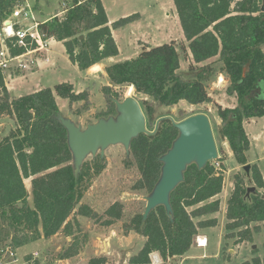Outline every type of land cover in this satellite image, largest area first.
<instances>
[{
	"label": "trees",
	"instance_id": "16d2710c",
	"mask_svg": "<svg viewBox=\"0 0 264 264\" xmlns=\"http://www.w3.org/2000/svg\"><path fill=\"white\" fill-rule=\"evenodd\" d=\"M172 1L187 43V48H182L189 51L193 61L187 73L179 72L180 47L173 40L142 45L135 57L106 66L105 73L109 83L132 86L162 105H174L181 100L197 105L212 102L205 81L213 71V61L220 63L219 72L229 81L225 92L234 95L237 104L222 107L215 103L220 119L217 133L227 142L236 163L242 167L248 164V170H244L247 181L255 187L248 193L250 186H246L244 178L238 173L234 175L226 205L228 222L224 237L233 239L234 244L251 242L253 233L261 230L259 223H264V192L258 191L264 180L257 164L248 163L249 139L244 122L264 116V12L260 10L263 0ZM20 2L0 0V22ZM65 5L62 17L42 20L37 29L44 38L62 42L69 61L79 70L116 56L119 49L112 29L139 18L138 13H133L109 24L101 0H68ZM5 43L12 56L35 48L29 39L26 46H18L14 38ZM214 57L215 60L206 62ZM102 90L108 107L97 118L114 114L112 99H118L110 85ZM56 96L72 103L86 100L87 94L75 92L71 83L61 82L52 88L11 97L0 69V114L15 120V128L0 136V261L5 247L14 250L59 232L71 240L57 257L71 258L87 239L85 233L81 234L76 216L101 220L106 226L122 218L123 206L119 202L104 211V220L81 202L92 176L104 169V160L97 155L92 166L84 162L78 176L74 175L66 131L55 118L60 112ZM142 103L150 124L155 119L154 108L147 99ZM176 136L177 130L170 120L163 119L153 134H140L132 140L130 158L124 160V166H133L139 173L133 190H152L160 175L159 157ZM222 168L221 164L216 168L211 162L201 170L195 164L189 165L184 181L170 195L171 217L159 206L145 221L139 212L124 222L125 233L133 231L145 237L141 249L126 264H151L152 252H157L163 262L182 256L199 229L215 226L216 217L200 218L219 211L220 201L215 196L223 188ZM25 179H30L29 191ZM90 264H107L106 258H93ZM253 264L261 261L255 258Z\"/></svg>",
	"mask_w": 264,
	"mask_h": 264
},
{
	"label": "rangeland",
	"instance_id": "374dc122",
	"mask_svg": "<svg viewBox=\"0 0 264 264\" xmlns=\"http://www.w3.org/2000/svg\"><path fill=\"white\" fill-rule=\"evenodd\" d=\"M24 1V0H22ZM33 7L38 19L42 21L50 15H54L67 7L68 0H27ZM105 8L108 18L116 20L120 17L138 13L139 19L133 25H126L115 30L116 35H120L117 42L118 48L121 50L118 60L124 58L130 59L134 57L142 47L149 43L161 44L175 39L179 44L180 51V68L181 74H186L188 65L193 62L188 50L184 51L182 46L187 48L185 41H178L179 37L183 38L177 18L176 9L172 0H101ZM39 11H43L44 16L39 15ZM174 25H176L177 33H174ZM146 41V42H145ZM264 50V46H263ZM40 52V51H39ZM38 54V52H37ZM34 55V53H33ZM39 55V54H38ZM35 53V56H38ZM35 64L37 63L36 57ZM53 67L47 69L39 75V80L32 81L22 80V89L16 90L20 81H12L11 78L16 76L27 75L34 68L19 69L15 65H11L9 69H4V77L6 88L11 97H17L28 92L36 91L41 87H53L61 82L71 83L75 92H85L86 100H79L70 103L67 99L56 96V103L62 115L72 118L76 123L85 126L86 123L95 121L97 115L108 107V100L104 95L102 88L110 85L112 90L118 94V99L126 96H133L140 104V107L146 118V127L151 130L155 126V122L159 117L170 116L174 121H179L187 116L195 113H206L209 116L212 126L215 143L217 146L219 157L221 160L211 161V163L219 168L223 166V185L227 196L222 193L219 197L221 200V211L217 212V224L211 227L207 234L209 240L208 245L204 248L196 247V243L190 246L189 250L179 258L168 259L160 264H242L250 262L253 259H259L261 264L264 260V223H259L260 232L253 233L251 242H242L234 244L233 239L225 238V224L228 220L225 217L227 199L233 189V177L239 174L244 178L246 186H254L252 182L247 181L246 173L241 165H237L232 155L228 156L227 151L230 150L227 142L222 140L217 133V114L216 104L222 107H234L236 101L228 97L225 92L229 84L228 78L218 79L220 63L213 61L216 57L206 61H213V71L209 78L205 81L206 89L212 98V102L191 105L184 100L174 105H162L143 94L138 93L132 86L126 84L113 85L107 81L102 75H87L83 70L77 69L68 59L66 53L60 48L54 50L50 55ZM105 71V70H104ZM10 75V76H9ZM26 79V78H25ZM32 84V85H30ZM13 90V91H9ZM13 95V96H12ZM147 99L154 108L155 119L150 124L145 113V105L142 103ZM15 128V120L11 117L0 114V136L8 134ZM244 129L248 135L249 148L246 151L247 158L251 163L257 164L264 178V116L256 117L252 120L244 122ZM229 152H232L231 150ZM96 158V157H95ZM94 158V159H95ZM121 145L110 146L105 150L103 160L104 169L98 174L92 176L89 186L81 200L82 203L88 204L103 220L104 211L114 202H119L123 206V215L119 220L114 221L111 226L103 225L101 220H93L87 217L76 216L81 227V234L85 233L87 239L81 243L80 251L77 255L68 259H58V254L67 246L69 241L66 236L59 232L51 239L36 240L32 244H26L23 249L17 251L10 247L3 249V263L12 264H90V260L104 256L107 264H126L129 258L136 254L142 247L145 237L133 231L125 233L122 229L124 222L128 221L135 213L143 211L145 206L144 196L148 193L144 190H133L132 185L139 178V173L135 167L126 168L124 160L129 159ZM92 166V158L89 156L86 161ZM26 188L30 189V179H25ZM232 185V186H231ZM231 190V191H230ZM264 192V186L258 189ZM31 197H29L30 203ZM219 220V222H218ZM254 224L250 225L253 228ZM116 233L124 240L117 241ZM130 233V234H129ZM129 234V235H128ZM122 236H125L124 239ZM70 238V237H68ZM42 239V238H40ZM121 242V243H119ZM7 243H4L7 246ZM7 250L13 252L10 254Z\"/></svg>",
	"mask_w": 264,
	"mask_h": 264
},
{
	"label": "water",
	"instance_id": "95a60500",
	"mask_svg": "<svg viewBox=\"0 0 264 264\" xmlns=\"http://www.w3.org/2000/svg\"><path fill=\"white\" fill-rule=\"evenodd\" d=\"M260 10L264 12V0ZM112 100L115 105L114 114L100 116L85 126L60 112L55 115L66 131L74 175L78 176L89 156L92 159L97 155L103 158L105 150L110 146L121 145L128 156L133 139L140 134H153L161 120L169 119L177 130V136L170 148L159 157L160 175L152 190L144 196L142 220L145 221L149 213L159 206L171 217L170 195L184 181L187 167L195 164L201 170L207 163L219 158L209 116L206 113H195L179 121H174L170 116L159 117L154 129L150 131L136 98L128 95L121 100ZM248 167L247 164L243 169L247 171ZM254 190L255 187H248V193Z\"/></svg>",
	"mask_w": 264,
	"mask_h": 264
},
{
	"label": "built area",
	"instance_id": "2783aa9c",
	"mask_svg": "<svg viewBox=\"0 0 264 264\" xmlns=\"http://www.w3.org/2000/svg\"><path fill=\"white\" fill-rule=\"evenodd\" d=\"M39 22L37 14L27 0L18 3L12 13L0 22V69L2 71L9 69L11 65L19 69H29L35 65V59H32L33 56L30 54L46 49L47 42L51 39L44 38L39 33L37 29ZM8 38H14L18 46H26V40L29 39L35 43V48L12 56L5 43ZM194 241L200 248H204L207 244L205 236H196ZM7 252L13 253L9 250ZM0 264L8 263L0 261ZM30 264H33V261Z\"/></svg>",
	"mask_w": 264,
	"mask_h": 264
},
{
	"label": "crops",
	"instance_id": "0c3cea01",
	"mask_svg": "<svg viewBox=\"0 0 264 264\" xmlns=\"http://www.w3.org/2000/svg\"><path fill=\"white\" fill-rule=\"evenodd\" d=\"M175 7V6H174ZM39 13V15L40 16H44V12L43 11H39L38 12ZM63 14H64V9H62L61 11H59L58 13H56V14H54V15H50V16H48L47 18H44L43 20H47V19H49V18H51V17H53V16H58V17H62L63 16ZM130 15V14H129ZM127 16V15H126ZM124 17V16H123ZM177 18H178V16H177ZM139 19V18H138ZM137 19V20H138ZM108 20H109V24L110 23H112L113 21H115V20H113V19H111V18H108ZM137 20H135V21H133L132 23H129V24H127V25H133ZM179 21V20H178ZM179 25H180V23H179ZM126 26V25H125ZM180 29H181V26H180ZM115 30H117V29H112V35H113V37H114V39L116 40V43H117V46H118V42H117V40H118V38H119V36L120 35H116L115 34ZM177 33V29H176V25H174V33ZM181 32H182V30H181ZM183 34V33H182ZM172 35V34H171ZM171 35H170V40L169 41H175V39H171ZM176 40H178V41H185L184 40V37L183 38H181V37H179V39H176ZM146 42V41H145ZM186 42V41H185ZM148 45V44H147ZM149 45H157V44H155V43H149ZM58 48H60V50L63 52H65V50H64V46L62 45V42H60V41H57V40H55V39H49L48 40V42H47V45H46V49H44V50H41L40 52L39 51H37L38 52V54H37V52H35L36 53V55H38V56H35V53H34V55H33V53L32 54H30V55H32V56H35L36 57V59H37V63L33 66V68H34V71H31L30 73H27V75H22V76H16V75H14V78H11L12 79V81H15V82H17V81H20L19 83H21V84H19V86H18V88L16 89V90H19V89H22L23 87H27V85L26 86H23V85H25L26 83H27V80L29 79L30 80V82H28V83H31L32 81H36V83L35 84H37L38 82V80H39V75L41 74V73H43L44 71H46L47 69H49V68H51V67H53V62L54 61H52L51 60V57H50V55L52 54V52L54 51V50H56V49H58ZM119 49V48H118ZM121 52V50L119 49V52H118V54L116 55V56H113V57H108V58H105V59H103L101 62H99V63H96V64H94V65H92L91 67H89L88 69H85V70H83L87 75H92V77L93 76H96V75H102L105 79L106 78H108L107 77V75H106V73H105V67L106 66H108V65H110V64H113V63H116V62H119V61H122V60H125V59H128V58H124V57H122L123 59L122 60H118L117 58L120 56V53ZM138 52L139 51H137V53H136V55L138 54ZM135 55V56H136ZM134 56V57H135ZM131 58H133V57H131ZM75 66V65H74ZM76 67V66H75ZM77 68V67H76ZM78 69V68H77ZM10 76V75H9ZM223 77V82L225 83L226 82V79H225V77L222 75V73H219V75H218V79H220V77ZM26 78V79H25ZM22 80H25V84H23V82H22ZM5 81H6V84H8L7 83V80H6V78H5ZM107 81L109 82V79H107ZM30 85H32V84H30ZM48 87V86H47ZM41 88H43V87H41ZM37 90V89H36ZM9 91H13V90H9ZM29 93V92H28ZM13 96V95H12ZM228 97H231L232 99H234V101H236V104H237V100H236V97L234 96V95H227ZM145 97H147V96H145ZM204 104V103H203ZM235 104V105H236ZM197 105H199V104H197ZM218 117V116H217ZM252 119H254V118H252ZM252 119H249V120H252ZM217 121V127L220 125V119H219V117H218V119L216 120ZM3 136V135H2ZM230 150H228L227 151V153H228V156H230V155H232L231 153L232 152H229ZM248 159V158H247ZM248 162L249 163H251L250 161H249V159H248ZM238 165V164H237ZM259 167V166H258ZM263 180H264V178H263ZM232 186V185H231ZM233 187V186H232ZM232 190V189H231ZM230 190V191H231ZM222 193H224V195L225 196H227V193L228 192H225V188H224V185H223V188H222V191L218 194V195H216L215 197H219ZM219 211H221V200H220V208H219ZM218 211V212H219ZM217 213V212H216ZM216 213H214V214H211V215H206V216H203V217H201L200 219H205V218H210V217H216V219H217V216H215L216 215ZM218 222H219V220H218ZM112 225V224H111ZM111 225H109V226H111ZM211 227H207V228H203V229H199L198 230V235L197 236H207V234H208V231H209V229H210ZM58 234V233H57ZM56 234V235H57ZM130 234V233H129ZM128 234V235H129ZM56 235H54V236H56ZM53 237V236H52ZM52 237H50V239L52 238ZM124 239L126 238L125 236H122ZM49 239V238H48ZM206 239H207V237H206ZM39 240H43V238L42 239H39ZM66 240L67 241H70L71 240V238H66ZM116 240L117 241H123L124 242V240L120 237V234H117L116 233ZM145 241V240H144ZM208 242H209V240L207 239V244H206V246L208 245ZM119 243H121V242H119ZM194 243H195V241H194ZM30 244H32V243H30ZM25 246V245H24ZM196 247H198V246H196ZM21 249H23V246L22 247H19V248H17L16 250L17 251H19V250H21ZM179 257H181V256H177V257H174V258H171V259H177V258H179ZM150 260H151V264H160V262H161V258H160V256H159V254L157 253V252H152L151 254H150ZM12 263H14V262H10L9 264H12Z\"/></svg>",
	"mask_w": 264,
	"mask_h": 264
}]
</instances>
